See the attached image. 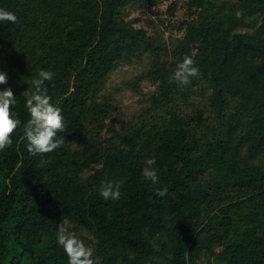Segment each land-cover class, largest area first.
Returning <instances> with one entry per match:
<instances>
[{"label":"trees","instance_id":"16d2710c","mask_svg":"<svg viewBox=\"0 0 264 264\" xmlns=\"http://www.w3.org/2000/svg\"><path fill=\"white\" fill-rule=\"evenodd\" d=\"M131 1L0 0L18 17L0 26V50L18 24L47 40L34 68L12 88L21 119L27 117L20 94L36 68L44 67L55 73L48 90L66 122L58 133L64 144L44 154L43 165L29 155L21 131L0 152V264H67L55 240L66 221L95 236L98 264H197L203 253L212 257L215 247L229 264H264V216L233 229L232 206L222 208L221 217L206 211L238 191L264 213V167L256 163L264 152V65H258L264 61V0H238L187 30L180 60L192 55L209 80L214 114L175 117L147 131L139 149L124 150L91 141L84 120L89 97L111 71L159 50L121 16ZM192 4L207 6L204 0ZM238 8L245 10L240 18ZM256 16L260 24H249ZM244 28L253 32L236 33ZM166 69H156V82L162 72H172ZM0 70L8 73L1 60ZM151 155L157 157V186L141 176ZM103 180L120 182L119 200H103ZM154 187H167V195L159 197Z\"/></svg>","mask_w":264,"mask_h":264},{"label":"rangeland","instance_id":"374dc122","mask_svg":"<svg viewBox=\"0 0 264 264\" xmlns=\"http://www.w3.org/2000/svg\"><path fill=\"white\" fill-rule=\"evenodd\" d=\"M192 1L134 0L123 7V19L129 25L143 29L159 50L142 53L119 64L104 78L100 90L89 97L84 132L91 141L124 150L139 149L143 135L154 126H161L175 117L195 115L200 110L205 112V116L214 114L211 107L213 89L202 72L183 88L170 81L169 72H162L159 81L154 80L160 65L172 71L180 60V46L191 24L199 25L206 19L221 15L238 0H204L209 7L202 8H195ZM205 8L210 10L205 11ZM261 18L256 16L248 23L259 25ZM252 32V28H244L236 33ZM46 43L41 33H33L21 24L6 36L0 60L8 65V86L13 88L19 75L34 68V60L42 54ZM258 65L263 66L264 61H258ZM164 82L169 85L166 93L163 91ZM233 104L236 105L235 100ZM256 163L264 167V152ZM223 199L206 211L221 217V209L232 206L233 229L247 223L252 216H264L248 203V196L241 192L232 191ZM65 227L85 237V243L100 263L102 258L95 236L69 221L65 222ZM221 251L222 248L215 247L212 257L201 254L197 264H229L221 257Z\"/></svg>","mask_w":264,"mask_h":264},{"label":"clouds","instance_id":"9594fccd","mask_svg":"<svg viewBox=\"0 0 264 264\" xmlns=\"http://www.w3.org/2000/svg\"><path fill=\"white\" fill-rule=\"evenodd\" d=\"M245 10L238 8L235 16H244ZM18 17L14 11L0 7V26L12 22L15 24ZM200 74V69L192 55H184L172 72L170 81L178 88L191 84L192 78ZM55 78L54 71L37 67L35 75L29 81L26 89L20 94L23 97V108L26 119L22 120L16 109L18 96L14 95L11 86L0 87V152L14 144V135L21 131L26 142V148L31 156H39L41 165L47 163L44 154L60 148L65 138L58 133L65 130L66 122L62 109L52 102L47 82ZM8 73L0 70V85H6ZM141 176L151 185L157 186L160 177L157 168V157L148 156L143 161ZM159 197L167 195V187H154ZM99 195L104 201H117L121 197L119 181L103 180L100 183ZM55 240L63 250L67 264H98V258L93 256L91 248L74 231L68 230L63 223L59 224L55 233Z\"/></svg>","mask_w":264,"mask_h":264}]
</instances>
